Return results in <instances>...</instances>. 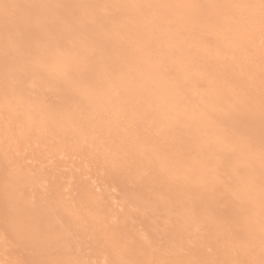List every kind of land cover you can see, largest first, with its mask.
Instances as JSON below:
<instances>
[{
    "label": "snow or ice",
    "instance_id": "snow-or-ice-1",
    "mask_svg": "<svg viewBox=\"0 0 264 264\" xmlns=\"http://www.w3.org/2000/svg\"><path fill=\"white\" fill-rule=\"evenodd\" d=\"M0 93V264H264V0H0Z\"/></svg>",
    "mask_w": 264,
    "mask_h": 264
},
{
    "label": "rangeland",
    "instance_id": "rangeland-1",
    "mask_svg": "<svg viewBox=\"0 0 264 264\" xmlns=\"http://www.w3.org/2000/svg\"><path fill=\"white\" fill-rule=\"evenodd\" d=\"M1 127H3V129L5 128V123L1 124ZM1 130V129H0ZM5 133V132H4ZM3 144H0V146H2V149L6 150L7 145L5 144V136L3 138H1ZM32 146V147H30ZM28 148V153H29V159L32 158V153H35L37 156V159L33 161V163L30 165V167L32 168H36V169H40V168H46V167H50L51 166V162L49 161V159H47V153L44 151V146L41 144L37 145L36 141L34 140L31 145ZM32 148H37V149H32ZM41 149V150H40ZM33 150V151H32ZM1 155V154H0ZM2 154L0 156V262L3 261H15V260H26L29 259V253L27 251V249L25 247H23L22 244H20L19 242H13V238H12V233L11 230H8V232L6 233L5 230V225L3 223V205L4 204V168H5V155ZM3 159H2V158ZM56 162L59 163L62 167H67V169L69 170L66 175L69 174V176L72 173V170L74 168H80L82 166L81 161L79 159H66L64 161H60L58 155L55 157ZM37 162V163H36ZM39 164V165H38ZM2 177V178H1ZM105 187L107 188V185H105ZM41 188V187H40ZM30 189V188H29ZM32 189V188H31ZM28 190L26 189L24 192L26 193L25 195L28 197H31L35 192V195L39 197V195H41L39 193V191L42 193V188L39 189V186L35 187L34 191L32 190ZM112 189V191L110 190ZM107 190L111 193V195H113L114 200L113 202L116 203L118 201H122L123 197H122V192H121V188H119L118 185H113L111 188H107ZM3 202V203H1ZM131 222V221H130ZM128 224V227L131 226V229L129 227L130 230H134V229H143L145 231H150L152 228V222L151 219L149 220V218H147L146 216H144L143 214L139 215L133 222H131ZM134 223V226L133 225ZM259 228V225H256V228ZM6 235L8 236V244H5V237ZM94 259H100L101 260V264H102V256H94Z\"/></svg>",
    "mask_w": 264,
    "mask_h": 264
},
{
    "label": "bare ground",
    "instance_id": "bare-ground-1",
    "mask_svg": "<svg viewBox=\"0 0 264 264\" xmlns=\"http://www.w3.org/2000/svg\"><path fill=\"white\" fill-rule=\"evenodd\" d=\"M32 2H40V0H32ZM82 2H96V0H82ZM107 2H112V0H107ZM117 2H140V0H117ZM169 2H177V0H169ZM191 96H192V103L191 105L189 106L188 108V114H189V124L191 125V129H190V132H194L195 129L197 127H204L206 126L207 124V121H204L201 119V116H200V110H201V107H202V103H203V96H204V93L203 92H199L198 90L196 89H192L191 90ZM97 107L103 111L105 109V104L103 102V100H97ZM3 96H2V93H0V144H3L1 138H3L5 136V128L3 129V127H1V124L5 123L4 122V119H3ZM189 133H186V135H188ZM43 144H41L42 146ZM44 146V145H43ZM2 146H0V154H4L5 155V149H2L1 148ZM32 147V146H30ZM29 148V147H28ZM33 150L34 149H37V148H32ZM32 150V151H33ZM41 150V149H40ZM0 155V156H1ZM3 155V156H4ZM59 157V156H58ZM2 158V157H1ZM3 159V158H2ZM5 159V158H4ZM35 162V161H34ZM37 163V162H36ZM1 164V162H0ZM39 165V164H38ZM65 167V166H64ZM67 168V167H66ZM69 175V174H68ZM2 178V177H1ZM120 188V187H119ZM31 189V188H30ZM28 189V190H30ZM39 189H41L39 187ZM32 190V189H31ZM112 191V189H110ZM25 190H23L21 193H17V195H23V197L27 200L29 197L26 196ZM34 191V190H32ZM43 191V190H42ZM1 192V191H0ZM35 194V192H33ZM39 193L41 194V192L39 191ZM4 198H5V190H4V194H3ZM40 196V195H39ZM37 199L39 198L38 196H36ZM111 198H112V201L114 200V197L113 195H111ZM3 203V202H1ZM114 203V202H113ZM3 205V204H2ZM150 220V219H149ZM133 222V221H131ZM130 222V223H131ZM151 222L153 223V221L151 220ZM258 224V223H257ZM259 225V224H258ZM133 227L134 226V223L132 225ZM130 229H131V226H129ZM128 227V229H129ZM129 229V230H130ZM257 231H258V226H257ZM24 247V246H23ZM103 259V257H102ZM103 261V260H102Z\"/></svg>",
    "mask_w": 264,
    "mask_h": 264
}]
</instances>
